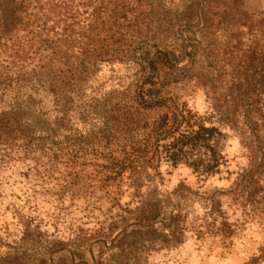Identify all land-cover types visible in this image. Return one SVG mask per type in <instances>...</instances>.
Masks as SVG:
<instances>
[{"label": "trees", "instance_id": "1", "mask_svg": "<svg viewBox=\"0 0 264 264\" xmlns=\"http://www.w3.org/2000/svg\"><path fill=\"white\" fill-rule=\"evenodd\" d=\"M179 1L181 14L176 0H0V92L33 90L0 110V196L16 178L25 180L19 193L5 195L13 202L0 231L15 246H41L38 264H88L84 243H114L129 227L159 220L158 202L121 209L113 197L120 185L164 164L200 179L219 171L221 132L181 102L184 83L176 76L197 54L190 29L202 32L225 0ZM258 61L240 86L237 113L264 174L263 52ZM110 64L138 66L136 82L85 101L90 82ZM208 206L223 221L218 233L232 237L219 202ZM119 209L133 219L115 236L125 222L115 216ZM89 221L100 226L98 236L81 230ZM19 256L0 262L26 264Z\"/></svg>", "mask_w": 264, "mask_h": 264}, {"label": "rangeland", "instance_id": "2", "mask_svg": "<svg viewBox=\"0 0 264 264\" xmlns=\"http://www.w3.org/2000/svg\"><path fill=\"white\" fill-rule=\"evenodd\" d=\"M176 5L181 14L183 7L179 0ZM217 6L215 13L219 17H214V10L209 11L208 22L200 26L202 32L190 29V50L196 48L197 54L183 61L176 77L186 85L182 84L184 91L179 94L181 102L203 117L207 126L221 132L216 151L223 157L222 165L216 174L200 179L190 168H171L164 164L158 171L114 189L113 197L121 200V209L136 211L142 204L158 202L161 216L148 228L129 227L114 243H84L88 264H264L261 156L257 153L254 137L242 125L237 113L242 94L240 86L247 78L251 79L248 73L259 63V54L263 52L264 55V22L261 23L264 0H225L219 1ZM179 36H183L181 32ZM138 71L139 67L133 64L103 66L90 82L84 100L127 88L136 82ZM32 93L28 87L0 92V110L17 95L25 97ZM71 115L79 118L76 113ZM24 183L25 180L18 177L3 189L0 217L7 204L13 202L5 195L19 193ZM211 200L219 202L232 237L218 233L223 221H216V216L210 215L208 203ZM83 216V213L78 215ZM115 216L120 221L125 220L114 231L116 236L132 224L133 216L131 218L120 209L115 211ZM81 230L93 236L101 231L99 225L90 221L88 225H81ZM1 232L0 258L18 253L26 264H38V254L44 252L41 246L22 243L20 247L15 246Z\"/></svg>", "mask_w": 264, "mask_h": 264}]
</instances>
